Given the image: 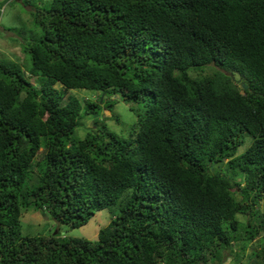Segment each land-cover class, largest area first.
I'll list each match as a JSON object with an SVG mask.
<instances>
[{
	"label": "trees",
	"instance_id": "obj_1",
	"mask_svg": "<svg viewBox=\"0 0 264 264\" xmlns=\"http://www.w3.org/2000/svg\"><path fill=\"white\" fill-rule=\"evenodd\" d=\"M34 2L22 62L0 59V264H264V0ZM30 207L112 210L88 240L21 235Z\"/></svg>",
	"mask_w": 264,
	"mask_h": 264
},
{
	"label": "rangeland",
	"instance_id": "obj_2",
	"mask_svg": "<svg viewBox=\"0 0 264 264\" xmlns=\"http://www.w3.org/2000/svg\"><path fill=\"white\" fill-rule=\"evenodd\" d=\"M33 1H35L34 3H44L48 0H30V6ZM30 6L29 4L23 5L21 0H0V59L11 60L17 63L22 62V57L23 55L25 56V53L21 52V47L26 45V42L30 38L37 36V32L32 29L31 24L28 22L30 16L29 10L32 9ZM209 65L211 67L207 69V72L211 73L214 65ZM192 74L196 75L197 73L192 72ZM24 77L29 82L36 83L35 76L24 73ZM54 86L56 88L60 87L57 83H55ZM67 94L73 95L78 99H85L87 97L91 99L96 98V94L87 89H71L64 94V99H66ZM102 95L100 97H103ZM110 99H116V96L112 95ZM100 115L104 119L106 127L115 131L118 136L123 138L128 136L127 123L135 118V113L130 109V106L119 99H116L113 103L111 113L104 109L101 111ZM114 116L118 118V122H115L113 119ZM84 123L86 126H90L92 121L91 119H86L84 120ZM78 134L81 135L83 132L81 133V131H78ZM241 149L242 147H239L237 151H240ZM41 155L42 151L39 150L34 161H36ZM236 181L241 182V176H238ZM233 190H236V187H234ZM262 202L264 203V201ZM256 207H258L260 212H264V207L261 202H258ZM111 210L112 209L110 208L98 210L81 226L70 228L62 224H57L52 218L48 217L45 212L41 213L30 207L21 210L22 213L21 218L19 219V230L20 234L23 236L48 235L57 232L60 236L93 240L96 237L98 229L106 226L109 222ZM258 235L264 236V232H259ZM250 251V247L246 246L245 253L248 254ZM212 262L213 264H217L216 260ZM227 263H229L228 258L224 259L221 264ZM209 264H211V262H209ZM237 264L244 263L239 262Z\"/></svg>",
	"mask_w": 264,
	"mask_h": 264
},
{
	"label": "water",
	"instance_id": "obj_3",
	"mask_svg": "<svg viewBox=\"0 0 264 264\" xmlns=\"http://www.w3.org/2000/svg\"><path fill=\"white\" fill-rule=\"evenodd\" d=\"M226 74L230 77V79H231L232 81L234 80L235 82L239 83V85H240L242 88H245V84L242 83V82H239V80L235 79L231 73L227 72Z\"/></svg>",
	"mask_w": 264,
	"mask_h": 264
},
{
	"label": "clouds",
	"instance_id": "obj_4",
	"mask_svg": "<svg viewBox=\"0 0 264 264\" xmlns=\"http://www.w3.org/2000/svg\"><path fill=\"white\" fill-rule=\"evenodd\" d=\"M227 72H228V71H226L225 74H226ZM229 73H231V72H229ZM231 74H232V73H231ZM226 75H227V74H226ZM232 75H233V74H232ZM227 76H228V75H227ZM233 77H234V75H233ZM234 78H235V77H234ZM235 79H236V78H235ZM237 80H238V79H237ZM233 81H234V80H233ZM234 82H235V81H234ZM239 82H240V81H239ZM235 83H237V82H235ZM262 201H264V200H262ZM262 201H259V202H261V203L263 204V207H264V203H263ZM259 211H260V210H259ZM263 213H264V212H263ZM109 220H110V219H109ZM97 232H98V231H97ZM259 232H264V230H260V229H259V230L257 231L255 237H257V238L260 237V235H258ZM96 234H97V233H96Z\"/></svg>",
	"mask_w": 264,
	"mask_h": 264
}]
</instances>
